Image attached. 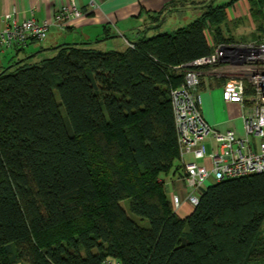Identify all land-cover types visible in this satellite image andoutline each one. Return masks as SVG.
I'll return each instance as SVG.
<instances>
[{"label":"trees","instance_id":"obj_1","mask_svg":"<svg viewBox=\"0 0 264 264\" xmlns=\"http://www.w3.org/2000/svg\"><path fill=\"white\" fill-rule=\"evenodd\" d=\"M238 1L124 50L64 43L0 71V264H264V172L207 185L185 217L162 179L181 158L176 66L229 41Z\"/></svg>","mask_w":264,"mask_h":264},{"label":"built area","instance_id":"obj_2","mask_svg":"<svg viewBox=\"0 0 264 264\" xmlns=\"http://www.w3.org/2000/svg\"><path fill=\"white\" fill-rule=\"evenodd\" d=\"M82 16V9L73 5L61 9L57 19ZM50 29L49 21L41 22L35 16L19 21L12 13L0 15V57L6 52L27 48L34 40L45 41ZM128 45L134 47L129 41ZM222 65L236 76L225 84L223 96L227 102L242 106L244 136L233 129L218 130L203 114V76L207 68ZM176 68L185 72L184 83L172 91L181 156L191 154L194 157L185 163L179 180L186 185V201L195 207L207 185L264 172V42L219 44L210 55ZM200 160L202 163L198 162ZM172 199L178 211L183 205L181 194H173ZM102 264L125 263L107 258Z\"/></svg>","mask_w":264,"mask_h":264},{"label":"crops","instance_id":"obj_3","mask_svg":"<svg viewBox=\"0 0 264 264\" xmlns=\"http://www.w3.org/2000/svg\"><path fill=\"white\" fill-rule=\"evenodd\" d=\"M230 0H0V15L8 13L22 21L35 16L39 21H49L51 29L46 46L31 43L27 48L15 52H6L0 57V70L8 67L13 55L17 60L33 58L41 51L56 50L64 43H88L94 48L103 50L111 48L124 50L129 39L158 34L162 28H181L197 19L209 5H224ZM78 6L83 16L75 19L58 20L57 14L65 6ZM234 13L229 12L228 19L238 22L235 32L250 38H262L264 33L258 31L259 23L251 14V1L239 0L233 6ZM163 11L158 15V12ZM158 17V18H157ZM170 20H173L169 24ZM167 27V28H166ZM244 41V42H247ZM249 43V42H247ZM243 43V44H247ZM103 44L106 46L104 47ZM221 70L210 69L203 76L201 88L203 98V114L205 119L218 130L225 132L233 129L239 136L245 135L244 110L239 103L227 102L223 96L225 84L236 76L222 65ZM219 68V69H220ZM232 75L234 77L222 76ZM191 154H185L177 160L174 169L163 178L165 186L172 185L173 192L181 194L183 210L179 213L185 217L194 207L185 199L186 185L180 181L184 173V165ZM167 189V188H166ZM171 192V191H170Z\"/></svg>","mask_w":264,"mask_h":264},{"label":"rangeland","instance_id":"obj_4","mask_svg":"<svg viewBox=\"0 0 264 264\" xmlns=\"http://www.w3.org/2000/svg\"><path fill=\"white\" fill-rule=\"evenodd\" d=\"M228 12L234 13L233 9H229ZM172 22H173V20H170L169 24H171ZM237 23L238 22H235V20L233 21V20H231L229 18V19H227V21L225 23L222 24V28L224 30V35L229 40L227 42H223L222 44H243V43L249 42L247 44H243V45H248V44H251V43H255L256 44V43H259V42H264V40L262 38H258V37L250 38V39H248L249 41H247L246 40L247 38L245 36L239 35V33L234 31L236 29ZM176 29L177 28H175V29H173V28H170V29L162 28V30H157V33L160 34V33H165V32H172V31H175ZM210 38H211V41H212V37L211 36H210ZM48 40H49V38H47L45 41L37 43L36 45H38V46H46L47 43H48ZM244 41H247V42H244ZM103 46L105 47L106 45L103 44ZM103 50L107 51V50H111V48L107 47V48H103ZM56 54H57V50H54V49L41 51L37 55H35L33 58H31V62H37V61H40V60L45 59V58H50V57L55 56ZM16 57H17L16 55H13V57H12V60L13 61L15 60V62L18 61ZM12 63H14V62H12ZM9 64L7 66H9ZM219 68H220V66L214 68V70L218 69V71H223V69L221 70V68L220 69ZM14 70H16V66L12 68V71H14ZM209 70H210V68L206 69V71H209ZM222 76L231 77L232 75L231 74L230 75L225 74V75H222ZM232 77H234V76H232ZM56 96H57L58 100H60L59 93L57 91H56ZM63 113H65V109H63ZM189 160H194V157L193 156H191V157L189 156ZM198 162L202 163V160H200ZM162 177L165 178V179L167 178V176L165 174H163ZM166 188H167V192L168 193H172L173 192L172 185L166 186ZM121 204L124 207V209L127 211L128 215L130 217H132L134 220H136L139 224H141L143 226H146V227L150 226V221H149L148 218H141V217L135 215L132 212V210H131V200L130 199H126V200L122 201ZM182 207L178 210V212L180 214L181 213H185V211L183 210Z\"/></svg>","mask_w":264,"mask_h":264}]
</instances>
